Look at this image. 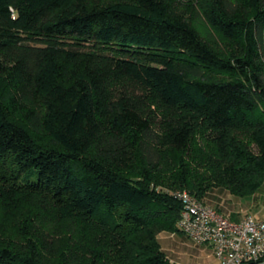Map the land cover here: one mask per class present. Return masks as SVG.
I'll return each mask as SVG.
<instances>
[{
	"label": "trees",
	"instance_id": "1",
	"mask_svg": "<svg viewBox=\"0 0 264 264\" xmlns=\"http://www.w3.org/2000/svg\"><path fill=\"white\" fill-rule=\"evenodd\" d=\"M263 183L264 0H0V264H176L175 189Z\"/></svg>",
	"mask_w": 264,
	"mask_h": 264
},
{
	"label": "built area",
	"instance_id": "2",
	"mask_svg": "<svg viewBox=\"0 0 264 264\" xmlns=\"http://www.w3.org/2000/svg\"><path fill=\"white\" fill-rule=\"evenodd\" d=\"M174 194L183 203L180 229L198 243L211 244L221 264H264V218L233 220L187 189Z\"/></svg>",
	"mask_w": 264,
	"mask_h": 264
},
{
	"label": "crops",
	"instance_id": "3",
	"mask_svg": "<svg viewBox=\"0 0 264 264\" xmlns=\"http://www.w3.org/2000/svg\"><path fill=\"white\" fill-rule=\"evenodd\" d=\"M205 201L233 220L246 215L264 218V183L246 196L236 195L226 188H216ZM158 239L170 261L176 264H221L211 244L198 243L181 230L161 231Z\"/></svg>",
	"mask_w": 264,
	"mask_h": 264
},
{
	"label": "rangeland",
	"instance_id": "4",
	"mask_svg": "<svg viewBox=\"0 0 264 264\" xmlns=\"http://www.w3.org/2000/svg\"><path fill=\"white\" fill-rule=\"evenodd\" d=\"M156 108L158 109V111L160 113L167 112V110H166V108L164 106L163 107L156 106ZM200 167H201V171H203V172L207 171L206 166L201 165ZM216 188H225V187L215 186V187L210 188L209 190H207V192L205 194V197H204V200H205L206 196L208 194H211V192L214 191V189H216ZM178 190H182V189H175L174 191H178ZM7 216L8 215H6L4 213V211L0 212V236L6 233L5 230L8 227L7 225H9V221L7 219L8 218Z\"/></svg>",
	"mask_w": 264,
	"mask_h": 264
}]
</instances>
